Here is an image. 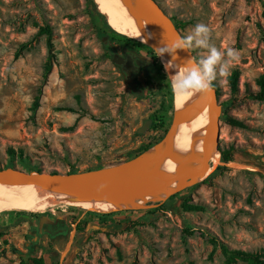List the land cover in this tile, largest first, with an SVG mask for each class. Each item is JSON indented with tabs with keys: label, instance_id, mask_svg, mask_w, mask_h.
Segmentation results:
<instances>
[{
	"label": "rangeland",
	"instance_id": "obj_1",
	"mask_svg": "<svg viewBox=\"0 0 264 264\" xmlns=\"http://www.w3.org/2000/svg\"><path fill=\"white\" fill-rule=\"evenodd\" d=\"M155 1L183 36L203 23L212 46L238 53L228 74L212 82L224 106L219 145L234 148L236 162L222 164L227 170L192 192L178 193L169 213L155 219L146 218L150 203L133 212L93 213L60 203L38 213L44 216L0 213V264L35 258L45 264H224L222 244L264 251V101L255 98L264 74V0ZM90 10L86 0H0V170L83 173L128 161L141 145L164 139L174 108L166 94L160 110L168 77L158 54L141 45L128 50L123 34L109 40L112 28ZM44 25L52 31L53 65L42 85L48 50L37 33ZM128 51L153 64L161 83L148 79L144 67L128 78L112 63L114 54ZM191 51L198 61L207 50ZM235 70L239 90L232 95L227 79ZM157 111L163 128L152 129ZM229 117L243 126L228 125ZM146 121L149 128L138 134ZM185 200L203 210L183 211Z\"/></svg>",
	"mask_w": 264,
	"mask_h": 264
},
{
	"label": "water",
	"instance_id": "obj_2",
	"mask_svg": "<svg viewBox=\"0 0 264 264\" xmlns=\"http://www.w3.org/2000/svg\"><path fill=\"white\" fill-rule=\"evenodd\" d=\"M121 2L129 12V21L137 31L139 27L132 21L134 14L127 2L141 5L154 17L161 35V47L163 45H170L178 37H183L180 30L175 27L171 17L155 0H121ZM133 39L153 50L155 49L153 43L147 42L141 37ZM191 57L196 61L191 49L190 53L181 51L177 62L181 63ZM112 63L116 66H121L127 75L136 74L141 68L145 67V63L140 58L133 65L131 57H127L125 61L123 57L117 54L113 55ZM203 110H206L207 135L202 153L193 167L191 177L181 178L165 175L163 171L169 162L174 142ZM221 114L222 105L218 102L217 93L211 86L210 92L199 94L194 99L185 115L179 119L174 117L164 139L157 144L163 145V152L159 156L146 157L145 154L149 149L144 154L114 166L65 175L28 173L17 168L2 169L0 170V201L9 188L16 184H25L49 192L58 198L62 204L71 208L93 213L106 212L105 210L115 202L132 194L158 199V201L151 203L164 202L173 195L202 184L214 173L218 166H222V150L219 145ZM150 124V121H146L138 130V134L144 133ZM141 171H144L142 177L137 175V172ZM109 177H125L129 179V183L116 187L108 180ZM96 185L110 188L112 189V193L91 203L80 202L72 193V188L84 189Z\"/></svg>",
	"mask_w": 264,
	"mask_h": 264
},
{
	"label": "bare ground",
	"instance_id": "obj_3",
	"mask_svg": "<svg viewBox=\"0 0 264 264\" xmlns=\"http://www.w3.org/2000/svg\"><path fill=\"white\" fill-rule=\"evenodd\" d=\"M97 11L106 19L108 25L117 33L128 36L129 38L141 37L143 40L153 43L155 49L161 47V35L152 17L141 5L127 2L133 12L132 21L138 25L139 30L129 21V12L123 6L121 0H92ZM157 53V52H156ZM159 56V53H157ZM161 64L165 68L168 62L167 56L159 57ZM178 63V62H177ZM168 69L173 66L166 65ZM182 72L183 69H180ZM165 73L172 86L173 77L171 70ZM173 90V88H172ZM199 94H192L186 98L175 95L173 90L174 117L179 119L189 109L194 99ZM207 135L206 110L198 116L184 129L173 144L169 162L163 173L170 177L189 178L192 175L193 167L200 157L205 138ZM163 152V145L159 144L152 147L145 155L146 157H157ZM144 171L137 172L142 177ZM108 180L116 187H121L129 183L125 177H109ZM73 195L82 203H91L109 196L112 189L100 185L76 189L72 188ZM158 201L138 194H132L115 202L106 212H117L122 210H137L146 206L148 203ZM61 201L49 192L36 188L31 185L16 184L9 188L0 201V213L5 211H24L28 213H42L52 208Z\"/></svg>",
	"mask_w": 264,
	"mask_h": 264
},
{
	"label": "trees",
	"instance_id": "obj_4",
	"mask_svg": "<svg viewBox=\"0 0 264 264\" xmlns=\"http://www.w3.org/2000/svg\"><path fill=\"white\" fill-rule=\"evenodd\" d=\"M86 5L88 7L91 8L90 10V14L91 16H93L94 14L100 16L102 18V20L105 22L106 26H107V21L106 19L97 11V8L95 6V4L93 3L92 0H86ZM263 17H264V11H263ZM175 23V27L177 29H179V26L176 22ZM108 27V26H107ZM109 28V27H108ZM111 32V37H109V40H113L114 36H118V33H116L114 30L109 29ZM37 35L39 36H44L46 39V45H47V50H48V57L47 60L44 64V68H43V82L42 85H44V83L47 81L48 76L50 75L51 71H52V60H53V45H52V31L51 28L48 25H44V26H40L38 29V33ZM125 43L124 47L125 48H129L128 50L138 47V46H144L147 47L146 45L131 39V38H127L124 37ZM129 52V51H128ZM149 52H151V54L153 53V55L155 57H157L155 51L153 52L152 50L149 49ZM159 60V58H158ZM159 62V61H158ZM161 64V62L159 63V65ZM160 69L161 72H163V66L160 65ZM144 74L148 79H151L153 81L158 82L159 84L161 83L159 77H158V71L155 69V66L153 64H148L145 65V67L143 68ZM164 73V72H163ZM164 76L165 73H164ZM167 77V76H166ZM239 77L240 74L237 70L233 71L232 74L228 77L227 81H228V85H229V89L232 95H236L238 93L239 90ZM168 79V78H167ZM168 84V90L167 92L164 93L163 89H161V94H163L162 97V102L160 105V110H164L165 109V95L167 94L169 96V100L170 102H173V90H172V86L168 80L167 82ZM214 89L215 87L213 85H211ZM256 86L258 87V90L255 94V98L259 101H264V74L261 75L257 80H256ZM216 91V89H215ZM39 96L36 97L33 105H32V110L33 112L37 111V109L39 108ZM224 106H222V111H223ZM160 111H157V113L153 114L150 117V121L152 122L151 128L152 129H156V128H163V121H162V117L159 116ZM222 118V115L221 117ZM227 124L230 126H234V127H242L243 124L238 121L237 119H234L232 117L227 118L226 120ZM158 143L152 145H141L138 149H136L134 152L130 153L128 155V159L132 156L136 157L139 156L141 154H144L145 152H147L149 149H151L152 147H154L155 145H157ZM13 153V151H11ZM237 151L234 148H230L228 150H224L222 151L221 154V162L224 165L230 164V163H234L236 162L235 156L234 154H236ZM97 169H101V168H97ZM96 169V170H97ZM227 170V167L225 166H218L217 169L214 171V173L210 176H214V175H220L223 173V171ZM88 171H93V170H88ZM78 173V171L72 169L71 171H69L68 174H75ZM209 177V178H210ZM208 178V179H209ZM207 179V180H208ZM207 180H205L202 184H204L205 182H207ZM199 185L194 186L190 189L185 190L184 192L190 193L192 192L194 189H196ZM180 194H176L173 195L171 197H169L166 201L164 202H157V203H150L149 206H152V208L147 209L145 211L146 214V218L148 219H155L158 215L161 214H165V213H169L170 211V206L169 203L172 202L174 199H176ZM50 209V208H49ZM181 209L185 212H198V211H202L203 208L199 205H195L193 203H189L188 200H185L182 204H181ZM48 210V209H47ZM46 210V211H47ZM45 212V211H44ZM125 212H133V210H126ZM26 213L24 211H22V213H16V214H23ZM30 216L33 217H38V216H44L45 214H38V213H27ZM108 215H105V218H107ZM104 218V217H103ZM128 222V219H125V222ZM102 222H106L102 221ZM121 227V223H117L114 228L119 229ZM77 230L80 231V225H77ZM187 233H189L187 231ZM190 234V233H189ZM220 250H221V254L222 257L224 259V264H235L236 262H245L247 264H264V251H262L261 253H252V252H245L242 250H235V249H230L229 247H227L226 245H221L220 246ZM211 257V255H210ZM32 264H45V261L42 258L39 259H32Z\"/></svg>",
	"mask_w": 264,
	"mask_h": 264
},
{
	"label": "clouds",
	"instance_id": "obj_5",
	"mask_svg": "<svg viewBox=\"0 0 264 264\" xmlns=\"http://www.w3.org/2000/svg\"><path fill=\"white\" fill-rule=\"evenodd\" d=\"M193 48L206 49L207 51L198 61H194L191 57L177 63L181 51L190 53V49ZM154 50L159 53L158 57L167 56L168 62L165 63V69L166 71L171 70L172 88L175 95L181 98L210 92L212 82L217 75H227L229 66L239 59L235 50L229 49L227 52H222L212 46L210 29L203 23L195 25L190 34L178 37L170 45H163ZM169 64L173 66L171 69L166 67ZM180 69L183 71L181 72Z\"/></svg>",
	"mask_w": 264,
	"mask_h": 264
},
{
	"label": "flooded vegetation",
	"instance_id": "obj_6",
	"mask_svg": "<svg viewBox=\"0 0 264 264\" xmlns=\"http://www.w3.org/2000/svg\"><path fill=\"white\" fill-rule=\"evenodd\" d=\"M173 21V20H172ZM174 23V22H173ZM175 24V23H174ZM121 57H123L124 58V60L126 61V58L127 57H131L132 59H133V65H135V62H136V60L137 59H139V57L136 55V54H134L133 52H125V53H123V55L121 56ZM120 69L123 71V68L120 66ZM123 73H125L124 71H123ZM125 75L128 77V78H131L132 77V75H127L126 73H125ZM134 75V74H133Z\"/></svg>",
	"mask_w": 264,
	"mask_h": 264
}]
</instances>
